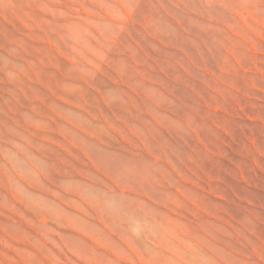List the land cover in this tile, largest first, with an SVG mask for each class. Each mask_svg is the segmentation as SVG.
<instances>
[{"label":"rangeland","instance_id":"1","mask_svg":"<svg viewBox=\"0 0 264 264\" xmlns=\"http://www.w3.org/2000/svg\"><path fill=\"white\" fill-rule=\"evenodd\" d=\"M0 264H264V0H0Z\"/></svg>","mask_w":264,"mask_h":264}]
</instances>
